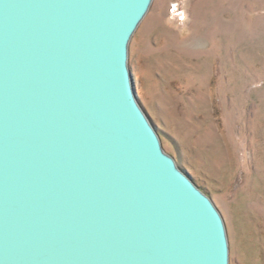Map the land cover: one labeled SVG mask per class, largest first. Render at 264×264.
Segmentation results:
<instances>
[{
    "label": "water",
    "instance_id": "water-1",
    "mask_svg": "<svg viewBox=\"0 0 264 264\" xmlns=\"http://www.w3.org/2000/svg\"><path fill=\"white\" fill-rule=\"evenodd\" d=\"M151 0H0V264H228L127 69Z\"/></svg>",
    "mask_w": 264,
    "mask_h": 264
},
{
    "label": "rangeland",
    "instance_id": "rangeland-1",
    "mask_svg": "<svg viewBox=\"0 0 264 264\" xmlns=\"http://www.w3.org/2000/svg\"><path fill=\"white\" fill-rule=\"evenodd\" d=\"M126 65L161 149L221 216L228 264H264V0H151Z\"/></svg>",
    "mask_w": 264,
    "mask_h": 264
},
{
    "label": "bare ground",
    "instance_id": "bare-ground-1",
    "mask_svg": "<svg viewBox=\"0 0 264 264\" xmlns=\"http://www.w3.org/2000/svg\"><path fill=\"white\" fill-rule=\"evenodd\" d=\"M144 17V16H143Z\"/></svg>",
    "mask_w": 264,
    "mask_h": 264
}]
</instances>
